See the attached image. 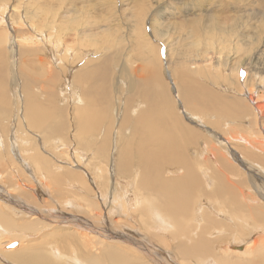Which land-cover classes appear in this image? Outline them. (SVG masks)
I'll list each match as a JSON object with an SVG mask.
<instances>
[{
	"label": "bare ground",
	"instance_id": "1",
	"mask_svg": "<svg viewBox=\"0 0 264 264\" xmlns=\"http://www.w3.org/2000/svg\"><path fill=\"white\" fill-rule=\"evenodd\" d=\"M211 1L215 2V0ZM184 6L186 7L187 5L184 4ZM184 6L180 5L179 12H183L182 7ZM6 7L7 5L0 8V20L2 22ZM139 8H142V6L139 5ZM19 11L20 9L15 8V14H19ZM188 13H186V16L191 14ZM151 20L152 25H158L159 15L153 19L150 18ZM29 29V32L26 31L25 35H30L36 28L34 25H30ZM35 33H40V37L44 34L37 30ZM20 34L23 35L22 33ZM25 35L22 37L18 36L19 42L31 49L33 48L34 51L42 49L41 53L43 54L44 50L40 47V40L39 46L36 44L38 41L34 40L37 38L36 35H33V33V36ZM42 38L44 39V37ZM56 42L59 45L61 44L59 40ZM67 48L65 52L69 54L70 49L69 47ZM21 53H24V51ZM4 56L1 51L0 58L3 59ZM19 60L22 62L21 57ZM41 62L46 67L48 62L45 63L44 60H41ZM0 66L2 65L0 64ZM7 68L5 69L7 70ZM22 69L27 70V68ZM22 69L21 67L18 68L20 75L26 72L23 71L22 73ZM44 69L46 70V68ZM108 71L109 69L107 70L105 67H97L92 65V62H89L85 63V67L74 77L75 87H80L88 98L86 102L85 97H78L79 93H76L78 98L75 100L77 107L74 111L76 122L74 134L76 133L75 138H78V143L73 152L70 150L72 146H70V136L67 128H65L66 124L58 125L56 122L60 112L57 108H53V106L44 102L46 99L43 100L42 97L33 93L32 87L35 84V80L24 78L21 90L25 92V99L22 103L18 102L23 107H18L17 109L18 112H22V115H16L19 123L18 128L12 132V124L8 125L7 131H9L8 133L11 134V137L7 141L4 139V135H0V150L3 147L9 154V161H5L3 157L0 158V181L5 180L3 178L9 173L12 174L13 167H17L21 173L20 177L15 178L12 176V178L8 179V183L11 184H8L7 189L5 188V201L0 200V224L13 234L14 239L10 237L11 241L17 239L20 242L16 243L17 247L14 245V248H16L13 250H6L7 246L1 248L0 244V250L4 251L9 260L12 261V264H149L145 260L152 261V264H264V198L261 193L244 186V184H240L235 181L236 179L228 182L225 178L224 181L227 182H224L223 179H220V176L227 175L221 170H218L220 172L214 171L215 169L210 168L212 166L209 167L207 165L208 168H204L202 162L206 161H198V165L195 166L193 159L197 157L202 160V156L201 154L194 155V157L188 155L187 147L191 145V141L197 145L201 133H194L193 129L187 127V124L185 125L182 118L178 116L181 114L177 115L175 103H173L170 94L166 91V85L160 82L159 69L153 71L151 65L142 64L141 68L134 71L135 74H138L135 75L138 79L133 81L131 87H129L136 94L135 96H130L126 101L127 104L123 105L125 110L122 109V121L119 130L117 129L116 140L113 143L117 151V158L114 159L113 164L116 174L114 170L112 171L111 155L113 154H111L108 146L110 134H112L111 126L102 127V123L105 122L104 119L107 117L106 110L103 108L104 111H102L97 106V104L104 103L101 102L104 99L110 101L108 92L113 90L112 87L115 83H110V72ZM26 73L27 77L30 78L31 76L28 75V72ZM67 73L65 74L68 75ZM188 73H183L182 82L178 84L181 86V89H179L180 98L183 99L182 101H184L190 111L194 114L197 113L203 119L206 115L214 113V111L222 113L220 105L213 106L210 103H206L218 101V96L221 95L217 93L218 96L215 95L212 90L206 88L208 86L205 87V85L197 83L194 80L195 78L188 75ZM41 74L43 75V72ZM1 77L5 78L0 76L1 80ZM8 79L5 78L3 81H9ZM54 84L51 83V85ZM87 85L89 90L86 91ZM4 87L7 88L6 85H0V94L3 93L1 90ZM238 87L242 88L239 84ZM240 91L242 90L240 89ZM4 92L8 91L4 90ZM132 94L134 95V93ZM249 94L253 93L249 91ZM11 96L9 95V97ZM223 96L225 97V95ZM85 102L86 105H84ZM255 103H257L256 112L262 114L258 101L256 100ZM255 103L253 102L252 104L254 105ZM246 108L242 110L245 112ZM108 109L111 108L109 107ZM251 110L249 109V111ZM247 111L244 115L251 113ZM253 116V126L258 125L255 124L257 123L255 121L259 119L255 115ZM63 118L62 116L61 119ZM217 118L221 117L217 116ZM241 120L244 121L243 118ZM255 127L253 128L255 129ZM113 131L116 132V130ZM30 133H33L34 136ZM252 133L256 135L254 131ZM72 142L75 143V141ZM99 142L101 143L100 147L93 152V147ZM224 145H226L225 142ZM245 146H248V144ZM238 150L240 149L238 148ZM252 151L254 150L252 149ZM259 153L261 152L257 154ZM263 155L261 154V156ZM224 156L221 157L223 158ZM215 157L217 158V156ZM87 159L90 160L85 165ZM205 159L209 160L207 157ZM250 159L254 161V157ZM244 160L245 158L243 157ZM255 160L257 159L255 158ZM216 161L213 162L216 163ZM221 161L224 163L223 160ZM245 161L247 162V159ZM58 162H62V165H58ZM261 162H264V160L262 159ZM74 164H77V168H74ZM249 164L253 165V163ZM255 165L257 166V164L253 166ZM198 166L199 169L196 168ZM80 168L82 170L86 168L90 172L81 173ZM235 169L237 170V168ZM112 173L117 177L114 187H111ZM252 175L254 176V174ZM241 176L243 177V174ZM218 179L222 180V182H219ZM243 180L242 182H246V179ZM124 181L126 183L128 181V185L133 183L132 187H135V206H137L136 211L144 231L143 234L145 236L146 234L152 235L153 238L158 239V242L163 245L160 248L165 251L164 256L150 251L152 249L148 250L146 243L144 245L143 241L138 244L131 239L134 245L128 246L126 243H129L130 239L124 237L121 233H115L112 231L113 229L110 230V226L107 225L108 223L105 220L108 218V221H110V218L105 215L110 213L105 206L108 205L111 210L115 211L118 209V204H125L124 199L130 201V197L127 196L129 190L126 184H122ZM3 183L5 184L6 182ZM33 185L41 188L42 191H38ZM2 191L0 189V194ZM18 192L25 195V197L20 200L15 198L14 196ZM63 193L65 198H70L68 200L65 199L67 201L62 205L69 203L71 198L78 201L82 212L87 214L89 219L87 223L78 217H68L67 215L63 217L64 212L62 209L56 208V202H51L53 206H46L48 204L47 200L42 199L46 194H52L50 196L52 198L54 195ZM110 198L113 199V202L111 200L106 201V199ZM75 207L77 206L75 205ZM123 213L124 216L130 215L126 208ZM135 214L131 215L132 220H134L133 216ZM58 220L61 224L65 223L69 227L58 225ZM52 221L55 226L50 225ZM117 222V227L122 229V224L119 223L121 222L120 219ZM124 222L123 224L128 223L127 220ZM153 224H156L157 227ZM49 228L51 230H48ZM16 231L19 234L22 232L24 235H19ZM50 231H53V233H49ZM1 232L3 235L0 234V236L3 238H0V242H4L2 240L8 239L9 235L2 230ZM155 232L156 234L168 233L171 238L170 241H173V243L171 245L167 243L168 241L165 237L168 236L164 233L161 239L160 235H156ZM111 238L115 241L122 240V242L111 244ZM28 239L30 240L25 242ZM166 247L170 248V250L167 251ZM240 247L242 248L241 250L239 249ZM135 248L138 251L141 250L142 254L135 252ZM154 253L159 257H156Z\"/></svg>",
	"mask_w": 264,
	"mask_h": 264
},
{
	"label": "rangeland",
	"instance_id": "2",
	"mask_svg": "<svg viewBox=\"0 0 264 264\" xmlns=\"http://www.w3.org/2000/svg\"><path fill=\"white\" fill-rule=\"evenodd\" d=\"M211 2V0H0V8L7 5L6 12L4 11L5 14L2 16V18L4 17V23L0 20V52L2 51L5 55L3 59L0 58V64L2 65L0 66V76L5 77L9 75L5 77L7 79L9 78V81H3L5 78L2 77V80L0 79V85H6L7 87H4L1 90L3 93L0 94L3 96H0V135H4V139L7 141V139L11 137V134L7 131L8 125L12 124V132L17 130L19 123L18 119H16V115H22V112H18L17 109L18 107H23L21 103L25 99V92L24 90H21L24 78L32 81L35 80V84L32 87L33 93H35L36 96L42 97L43 100L46 99L44 102L48 105L58 109L60 116H58L56 122L58 125L66 124L65 128H67V132L70 136V146H72L70 150L73 152L78 143V138H75L76 133L74 134L76 130L74 111L77 107L75 100L78 97H85L87 102L88 98L80 87H75L74 77L83 67H85V63L92 62V65L105 67L107 70L109 69L110 83H115L112 87L113 90L108 92L110 101L104 99L101 102H104L105 104L100 103L97 104V106L100 110L102 109V111H104L103 108L106 110L107 117L104 119L105 122L102 123V127L106 128L111 126L112 134H110V142L108 146L111 150V154H113L111 155L112 171L114 170V173L116 174L113 164L114 159L117 158V151L115 148L116 146L113 143L116 140L117 131L119 130L122 121V109L125 110L124 106L127 104V99L136 94V92L130 90L132 82L138 79L137 76H135L138 74H135L134 71L141 68L142 64L151 65L153 71L159 69L160 82L166 85V91L170 94L173 103H175L174 106L176 107V113L178 112L177 115L181 114L178 116L182 118L185 125L187 124V127L193 129L194 133H201V140L199 139L197 145L196 143L193 144L194 142L191 141V145L189 144L190 146L187 147L188 155L194 157V155L201 154L202 156V160L197 157L196 159H193L195 166L198 165V161H206L202 162L204 168L212 166L210 168L215 169L214 171L220 172L218 170H221V172H224V174L227 175H223L224 178L220 176V179H223V181L225 178L228 182L236 179L235 181L240 184H244V186L250 187L258 191V193H261L264 198V162H261L262 159L264 160V151H261L264 150V0H215V2ZM184 4L188 6L189 10ZM139 5H141L142 8H139ZM180 5L184 6L182 7L183 12H179ZM15 8L20 9L19 14H15ZM188 12L191 14L186 16V13ZM157 15H159V24L155 26L152 25V20L150 21V18L153 19L154 17H157ZM30 25H34L36 28L35 31L37 30L44 33L40 37V33L32 31L33 35L35 34L37 37L34 39L38 41L36 44L39 46V43L41 42L40 47L44 50L43 54L41 53L42 49L40 51H34L33 48L31 49L22 42H19L18 36L22 37L25 35L26 31L29 32ZM32 33L25 36H33ZM42 37H44V39ZM58 40L61 43L60 45L56 42ZM67 47H69L71 51H69V54L65 52L68 49ZM19 51H24V53L26 51L28 52L24 54ZM20 57L22 62L19 60ZM103 59L104 61L102 62ZM41 60H44L45 63L48 62L46 67L44 63L41 64ZM55 61L58 63L56 64ZM9 62L12 63L9 64ZM14 66L16 67L14 68ZM19 67H21V69L27 68V70L22 69V73L23 71H26L31 77L29 76L30 78H28L26 72L25 74L23 73L20 75L18 70ZM5 68H7V70ZM44 68H46V70ZM42 72L43 75L41 74ZM183 73H188V75L195 78L194 80L197 83L205 85V87L208 86L206 88L212 90L215 95H221H217L218 101H210L206 103H210L213 106L220 105L222 107V113L214 111V113L206 115L203 119L200 118V115L197 113L194 114L190 111L184 101H182L183 99L180 98L181 95L179 93L181 86L178 83L182 82ZM174 76H176V78H174ZM54 80L56 81L54 82ZM51 83H55V86L51 85ZM238 84L242 88L238 87ZM76 89L78 90L76 91ZM85 89L86 91L89 90L88 85ZM240 89L243 92L240 91ZM4 90L8 92H4ZM249 91L253 94H249ZM77 92L79 93L78 97H76ZM8 93L12 96L9 97ZM132 93H134V95ZM5 94L7 95L5 96ZM223 95H225V97ZM256 100L258 101L259 109L262 110V114L256 112ZM252 101L255 103L254 105L252 104ZM72 102L74 103L72 104ZM86 102L84 105H86ZM246 105H248L247 108ZM108 106L111 109H108ZM241 107L246 108L245 112L248 110L247 112L253 114L246 113L244 115L245 112ZM249 109L253 110L249 111ZM231 115L232 117H230ZM253 115L259 119L255 121L257 122L255 124L258 125L253 126ZM62 116L64 117L63 119H61ZM217 116L221 118H217ZM242 118L244 121L241 120ZM227 124L229 125L227 126ZM253 127H255V129ZM113 130H116V132ZM253 131L256 135H253ZM231 132L233 133L231 134ZM5 133L7 134L5 135ZM30 134L34 136L33 133ZM209 134L213 136H209ZM227 134L230 135L227 136ZM72 141H75V143ZM224 142L226 145H224ZM247 144L248 146H245ZM100 145V142L97 143L93 147V152L95 149L97 150ZM238 148L240 150H238ZM251 148L254 151H252ZM258 152L261 153L257 154ZM215 153L216 155H214ZM220 153H223V155ZM245 153L247 154L245 155ZM261 154L263 156H261ZM212 155L214 156L212 157ZM215 156H217V158ZM221 156L224 157L222 158ZM2 157L5 161H9V154L3 147L0 150V158ZM205 157L209 160L205 159ZM243 157L245 160L247 159L248 163L245 160L243 161ZM252 157H254V161L250 159ZM255 158L257 160H255ZM89 160L87 159L85 165H87ZM221 160H223L224 163H222ZM258 160L259 162H257ZM213 161H216V163ZM249 163H253V165L257 164V166H253ZM57 164L62 165V162H58ZM224 166H226V168H224ZM227 167H229V171H227ZM74 168H77V164H74ZM196 168L199 169V166ZM235 168L239 171L236 172L237 170ZM12 169V174L9 173L3 178L5 180L0 181V189L3 190L0 194V200L5 201V190L7 189L8 184H11L8 183V179L12 178V176L17 178L21 175L17 167H13ZM80 170L82 171L81 173L89 171L86 168L83 170L80 168ZM114 173H112L111 187H114L115 180L117 179ZM229 173L233 175H230ZM241 174H243V177L248 176L243 178ZM252 174H254V176ZM249 175L252 180L249 179ZM220 179H218L219 182H222ZM243 179H246V182H242L244 181ZM3 182L6 183L4 184ZM127 183L124 181L122 184H126L129 190L127 196L130 197V201L124 199L125 204H118V209L115 211L111 210L108 205L105 206L110 213L105 215L110 218V221H108V218L105 220L108 223L107 225L110 226V230L113 229L112 231L115 233H121L124 237L130 239V242L126 243L128 246L133 244L131 239L138 244L143 241L144 245L146 243L148 250L152 249L150 251L160 254V256H164L165 251L160 248L163 247V245L158 242V239L155 237L153 238L152 235L146 234L145 236V234H143L144 231L139 222V216L136 211L137 206H135V187H132L133 183L131 185H128ZM33 186H35L38 191H42L41 188L36 185ZM48 195L46 194V196L42 197L43 200H47L48 204H46V206H53L51 202H56V208L60 210L62 209L64 212L63 217L67 215L68 217H78L86 223L89 221L87 214L82 212V208L75 199L71 198L69 203H66L63 206L62 204L70 197L65 198L64 193L60 194L61 196L54 195L52 198L50 197L52 194ZM14 197L20 200L21 198H24L25 195L18 192ZM109 200L113 202V199L111 198L106 199V201ZM75 205L77 207H75ZM125 208L130 212V215L124 216L123 211H125ZM132 214H135V216H133L134 220L131 219ZM119 219L121 221L119 223L122 224V229L117 227V221ZM125 220H127L128 223L123 224L125 223ZM57 224L69 227L65 225V223L61 224L59 220ZM50 225L55 226L53 221ZM153 225L157 227L156 224ZM1 230L9 235L8 239H3L2 241L4 242H0L1 248L7 246L6 250L15 249L20 241L17 239L11 241L10 237L13 238V234L0 224V231ZM48 230H51V228ZM16 232L19 234L18 231ZM20 233L21 234L19 235H24L22 232ZM49 233H53V231H50ZM163 233L164 232H162V234H156L155 232L156 235H160L161 239ZM0 234L3 235L2 232ZM164 234L168 236L165 237V239L168 241L167 243L171 245L173 241H170L171 238L168 233L165 232ZM0 238L3 237L0 236ZM112 239L113 238L110 239L112 242L109 241L111 244L122 242V240L115 241ZM29 240L30 239L25 242ZM12 243L16 246L15 248H9ZM239 249H241V247ZM166 250L169 251L170 248L168 249L166 247ZM135 252L141 253L142 251L136 249ZM4 254V251L0 250V264H12V261H10L7 255ZM155 256L159 257L158 255ZM145 261L152 264V261Z\"/></svg>",
	"mask_w": 264,
	"mask_h": 264
},
{
	"label": "water",
	"instance_id": "3",
	"mask_svg": "<svg viewBox=\"0 0 264 264\" xmlns=\"http://www.w3.org/2000/svg\"><path fill=\"white\" fill-rule=\"evenodd\" d=\"M10 247H14V245L12 244ZM241 249H242V248H241ZM241 249H240V250H241Z\"/></svg>",
	"mask_w": 264,
	"mask_h": 264
}]
</instances>
